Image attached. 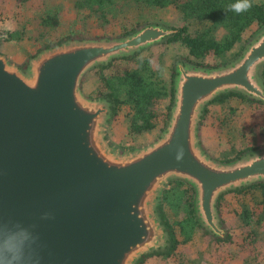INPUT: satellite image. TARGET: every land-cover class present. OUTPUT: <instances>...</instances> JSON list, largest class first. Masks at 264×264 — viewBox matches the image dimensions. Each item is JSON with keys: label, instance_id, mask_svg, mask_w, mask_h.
<instances>
[{"label": "water", "instance_id": "95a60500", "mask_svg": "<svg viewBox=\"0 0 264 264\" xmlns=\"http://www.w3.org/2000/svg\"><path fill=\"white\" fill-rule=\"evenodd\" d=\"M172 30L147 23L114 38L67 40L39 51L26 69L0 51V218L35 226L41 264H135L163 249L168 235L156 204L169 178L195 187L200 224L223 236L218 196L264 180V146L225 162L208 155L197 135L203 107L217 94L264 101V27L227 64L177 63L174 102L155 140L122 151L108 143L109 102L83 93V75ZM47 211L55 218L41 220Z\"/></svg>", "mask_w": 264, "mask_h": 264}, {"label": "rangeland", "instance_id": "374dc122", "mask_svg": "<svg viewBox=\"0 0 264 264\" xmlns=\"http://www.w3.org/2000/svg\"><path fill=\"white\" fill-rule=\"evenodd\" d=\"M72 1L0 0V32L9 36V39H1L0 51L11 63L20 67L25 66L38 49L52 45L59 40L114 38L121 36L119 34L127 30L132 32L133 28L140 27L146 24L145 22H156L168 27L183 23L181 14L174 5L153 7L142 4L140 5L144 11L142 15H137L141 14L137 12H129L126 17L116 14L108 17V23L99 25L98 18L90 15L86 9L76 10ZM256 1L264 2V0ZM56 5L60 7V22L53 27L43 25L40 21V14L46 6ZM249 34L250 31H247L245 36L248 37ZM137 53L139 56L147 57L154 69L161 68L163 77L166 79H169L171 66L178 62L189 64L191 62L186 56L187 48L178 41L167 42L164 39L156 41L139 49ZM205 62L216 64L218 58L215 55H207ZM131 65V60L117 56L112 58L111 65L106 67L104 72L111 75ZM94 71L96 74L87 73L85 77H82V90L101 86L98 71ZM167 102L168 99L164 100L157 108L159 121L163 118ZM229 102L238 104L239 110H242L235 118V126L220 123L218 116L222 109L221 103H211L200 127L199 143L202 149L214 159H217L221 151L225 149L248 146L264 137V125L252 126L250 123L252 122L251 116L257 113L251 114V109H247V101L239 103L237 100H231ZM104 134L113 148L122 151L150 143L158 133L130 135L122 124L121 115L118 114L106 121ZM164 186L168 187L169 184L165 182ZM163 202L181 241L173 253L148 256L141 264H264V218L258 223L256 233L253 231L249 235L248 232L252 229L251 221L243 222L238 215L243 202L255 207L258 211L262 209L260 188L224 192L219 201L220 211L218 209V213L225 233H229L232 237L230 241H217L210 232L195 228L187 220L189 216H184L182 210H180L181 213L175 211L170 214V196ZM179 222L186 224L183 231H180ZM184 236L188 238L183 240Z\"/></svg>", "mask_w": 264, "mask_h": 264}, {"label": "trees", "instance_id": "16d2710c", "mask_svg": "<svg viewBox=\"0 0 264 264\" xmlns=\"http://www.w3.org/2000/svg\"><path fill=\"white\" fill-rule=\"evenodd\" d=\"M235 2L236 0L72 1L73 7L76 10L86 9L90 15L98 18L100 20L99 25L108 23V17L115 16L116 14L126 17V14L129 12H137L141 13L137 15H142L144 12L140 7L142 4L153 7L174 5L179 10L183 23L180 25L169 26L173 30L163 39L167 42H181L187 48L186 56L191 61L190 64L194 67L203 68L224 65L236 58L251 38H253L254 35L264 27V2L253 0L252 9L243 14H236L227 11L228 5ZM40 21L43 25L48 27L58 25L60 22L59 5L46 6L43 13L40 14ZM145 23L147 24V22ZM136 28H138V26L132 30ZM219 31H221V35L218 36ZM247 31H250L248 37L245 36ZM128 32H130V30L119 35H124ZM3 38L9 39L8 34L3 36ZM67 40L68 39L59 40L52 45L40 48L33 56L45 48L60 44ZM137 52L138 51L123 55V58L132 61V65L111 75H107L104 72V69L111 65L112 60L91 67L85 72L83 77H85L87 73H95L94 70H97L98 79L100 80V83L102 82L101 86L99 85L95 88H88V90L82 91L89 98L107 99L110 107L107 120H111L118 114L121 115L122 124L128 134L135 135L157 132L156 139L168 122L170 110L174 102V81L177 74V64L171 66L169 79H166L163 77L164 75L162 74L161 68L154 69L151 67L148 58L145 56H139ZM207 55L217 56L218 62L216 64L205 62V57ZM28 63L25 66L21 65L20 67L26 69ZM260 76L264 83V64L260 69ZM166 99H168V102L167 105H165L163 118L159 121L157 108L161 106V103ZM231 100H237L239 103L247 101V109H251V114L257 113L256 115L253 114L251 116L252 122L250 123L252 126L264 125L263 100L246 96L239 91L228 90L217 94L204 105L197 126L198 136L200 135V127L211 103H221L220 105L222 106V109L218 116L220 123L235 126V118H237L242 110H239L238 104L229 102ZM262 146H264V137H262L260 141L255 140L248 146H236V148L233 149H225L221 151L217 160L228 162L238 158L243 153L253 151ZM167 183L169 186H164L161 189L156 204V211L160 222L167 231V243L163 249L152 250L141 254L135 261V264L143 263L145 259L151 255H169L176 250L177 245L180 243L181 239L178 232L175 230L174 224L169 219V211L167 213L164 206L165 203L163 202V200H167V197L169 196L170 214L175 213V211L181 213L180 210H182L184 216H189L187 220H189L192 226L194 225L195 228L197 227L202 231L207 232V230H205L200 224L195 212V187L187 180L181 178H169L166 181V184ZM247 188H260L261 192V210L258 211L255 207L243 202L240 211H238L240 220L246 223L251 221L252 229L248 232V234L251 235L253 231L256 233L255 230L258 223L264 218V180H258L228 191H242ZM223 194L224 192H222L217 198V208L219 211V201ZM178 224L180 231H183L186 224H182V222H179ZM187 238V236H184L183 240H186ZM231 238V235L227 232L223 236H215L217 241H230Z\"/></svg>", "mask_w": 264, "mask_h": 264}, {"label": "clouds", "instance_id": "9594fccd", "mask_svg": "<svg viewBox=\"0 0 264 264\" xmlns=\"http://www.w3.org/2000/svg\"><path fill=\"white\" fill-rule=\"evenodd\" d=\"M253 7V0H236L229 4L227 11L243 14ZM183 148L177 154V160L182 159ZM51 211L44 212L41 220H52ZM39 235L34 225H26L19 221H6L0 218V264H41L37 253Z\"/></svg>", "mask_w": 264, "mask_h": 264}, {"label": "flooded vegetation", "instance_id": "af4514ba", "mask_svg": "<svg viewBox=\"0 0 264 264\" xmlns=\"http://www.w3.org/2000/svg\"><path fill=\"white\" fill-rule=\"evenodd\" d=\"M0 33H1V32H0ZM1 34H2V36H1V39H2V38H3V36H5V35H4V33H1ZM0 42H1V41H0ZM27 63H28V62H27Z\"/></svg>", "mask_w": 264, "mask_h": 264}]
</instances>
